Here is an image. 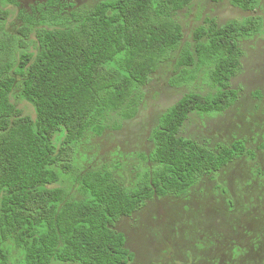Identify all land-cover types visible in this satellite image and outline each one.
<instances>
[{
    "label": "trees",
    "instance_id": "obj_1",
    "mask_svg": "<svg viewBox=\"0 0 264 264\" xmlns=\"http://www.w3.org/2000/svg\"><path fill=\"white\" fill-rule=\"evenodd\" d=\"M192 1L101 0L61 28L49 26L46 15L21 14L24 24L9 35L3 6L19 2L0 0V264L12 249L21 253L19 264H131L134 255L115 229L122 218L155 197L187 195L235 159L254 158L243 140L211 149L180 135L191 115L216 117L235 104L231 80L241 71L240 43L263 30L257 15L222 26L205 20L193 42L182 45L174 14ZM262 1L229 4L253 13ZM178 50L168 85L192 87L203 74L211 91L190 90L160 117L132 187L102 168L78 178L81 197L73 198L60 184L73 173L86 133L100 136L111 113L132 119L141 88ZM16 88L34 119L12 103Z\"/></svg>",
    "mask_w": 264,
    "mask_h": 264
},
{
    "label": "rangeland",
    "instance_id": "obj_2",
    "mask_svg": "<svg viewBox=\"0 0 264 264\" xmlns=\"http://www.w3.org/2000/svg\"><path fill=\"white\" fill-rule=\"evenodd\" d=\"M99 1L18 0V6H3L9 11L5 29L14 35L24 24L21 14L37 20L46 15L52 28L72 26L73 17L87 14ZM37 8L40 12L35 13ZM253 15L262 17L263 30L240 43L241 71L231 80L237 101L216 117L191 115L180 135L211 149L243 140L254 158L235 159L205 176L187 195L155 197L131 217L122 218L115 229L124 234L126 248L134 255L131 264H264V0L253 13L231 7L229 0H193L174 19L184 33L183 45L193 42L194 30L205 20L213 19L222 26ZM30 38L35 39L34 35ZM178 57L179 50L141 88L142 99L132 119L121 120L111 113L100 136L86 133L78 146L73 173L63 176L60 184L73 198L81 197L78 178L102 168L111 170L121 185L132 187L137 172L146 165L142 155L152 150L149 136L160 117L190 90L211 91L203 74L192 87L168 85ZM11 101L24 115L35 118L33 108L19 99L18 88ZM21 260V253L12 249L7 264Z\"/></svg>",
    "mask_w": 264,
    "mask_h": 264
},
{
    "label": "flooded vegetation",
    "instance_id": "obj_3",
    "mask_svg": "<svg viewBox=\"0 0 264 264\" xmlns=\"http://www.w3.org/2000/svg\"><path fill=\"white\" fill-rule=\"evenodd\" d=\"M237 76H238V75H237ZM237 76H236V77H237ZM234 78H235V77H234Z\"/></svg>",
    "mask_w": 264,
    "mask_h": 264
}]
</instances>
